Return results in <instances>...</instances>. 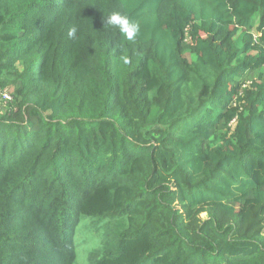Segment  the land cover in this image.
<instances>
[{"label":"trees","instance_id":"trees-1","mask_svg":"<svg viewBox=\"0 0 264 264\" xmlns=\"http://www.w3.org/2000/svg\"><path fill=\"white\" fill-rule=\"evenodd\" d=\"M113 11L140 24L134 44ZM9 87L0 264H74L95 217L125 228L94 264H264L242 229L264 208V0H0ZM206 204L228 221L191 229Z\"/></svg>","mask_w":264,"mask_h":264},{"label":"rangeland","instance_id":"rangeland-1","mask_svg":"<svg viewBox=\"0 0 264 264\" xmlns=\"http://www.w3.org/2000/svg\"><path fill=\"white\" fill-rule=\"evenodd\" d=\"M258 78L257 72H251L246 81L250 85ZM13 90V87H9ZM10 103L7 104L4 100H0V113L5 112L10 108ZM242 206H239V208ZM249 216L244 222L242 229L250 233H257L264 235V208L262 209H250L248 210ZM209 214L212 217H216L217 220L223 224L228 221V215L212 204H206L196 209L193 215L188 220V225L191 229L197 228L198 224L208 218ZM125 228L123 220L106 218H89L82 221L81 224L75 230V242L77 244V260L74 264H94L91 255L94 259H98L105 252L106 243L109 240L116 239L118 237V231H122ZM141 246L147 244V238L140 240ZM139 249L131 247L132 256L128 261L133 260L136 253H139Z\"/></svg>","mask_w":264,"mask_h":264},{"label":"clouds","instance_id":"clouds-1","mask_svg":"<svg viewBox=\"0 0 264 264\" xmlns=\"http://www.w3.org/2000/svg\"><path fill=\"white\" fill-rule=\"evenodd\" d=\"M106 18L105 27H110L113 30H118L125 39L133 44L136 42V38L140 33L141 27L138 22L131 20L127 15L122 14L119 11L110 12ZM78 28L77 26H72L67 32L69 39H75L77 37ZM122 60L127 64L128 58L126 56L122 57Z\"/></svg>","mask_w":264,"mask_h":264},{"label":"built area","instance_id":"built-area-1","mask_svg":"<svg viewBox=\"0 0 264 264\" xmlns=\"http://www.w3.org/2000/svg\"><path fill=\"white\" fill-rule=\"evenodd\" d=\"M0 98L4 100V102L6 103L10 102L13 99L11 90L10 89L3 90Z\"/></svg>","mask_w":264,"mask_h":264}]
</instances>
